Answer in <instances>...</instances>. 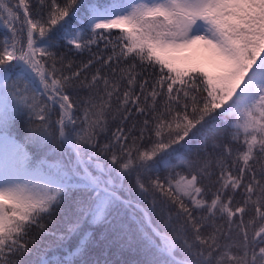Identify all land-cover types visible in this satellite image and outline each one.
I'll list each match as a JSON object with an SVG mask.
<instances>
[{"label":"snow or ice","instance_id":"1","mask_svg":"<svg viewBox=\"0 0 264 264\" xmlns=\"http://www.w3.org/2000/svg\"><path fill=\"white\" fill-rule=\"evenodd\" d=\"M0 25V264H88L97 228L135 264H264V0H0Z\"/></svg>","mask_w":264,"mask_h":264},{"label":"trees","instance_id":"2","mask_svg":"<svg viewBox=\"0 0 264 264\" xmlns=\"http://www.w3.org/2000/svg\"><path fill=\"white\" fill-rule=\"evenodd\" d=\"M16 3V0H11V4L14 6ZM31 3L33 6H35L36 0H31ZM22 11V10H21ZM6 34L3 25H0V37H3ZM118 35L117 32L113 33V36ZM103 46V42H101V47ZM61 51H64L61 49ZM93 51H95V47H93ZM73 60H75L77 63L80 61H86L89 58V53L87 51L83 53H76L72 52L68 54ZM94 69L89 70V75H91V72ZM81 95H84V92L80 93ZM55 118V117H53ZM140 119H143V117H140ZM131 123V122H129ZM115 125H112V129L114 130ZM19 135H23V123L21 122L20 124V129H19ZM103 142V141H102ZM29 151L32 152L36 157H40L43 155V151L37 150L34 147H29ZM163 175V173H162ZM129 188V181L125 180L124 181V190ZM80 193H73L70 200L66 202L67 204L71 203V200H74L78 196H80ZM130 198H135V192L133 191L131 194ZM143 206V205H142ZM247 218V217H246ZM57 227H62V225H57ZM35 231V229H34ZM97 243L94 244L89 251L87 252L86 256L84 259L88 262V264H96L97 261H99V264H104L105 259H107L110 262H114V264H135L136 261L142 260L144 258V254L141 251V247L138 244L133 243L132 246L130 247H121L120 243H114L111 245V247H105V243H100L99 242V233L103 232L104 229L102 228H97ZM51 238L48 236H44L42 238L43 243H47ZM112 237L109 235V240H111ZM72 243H75V240L72 241ZM43 245H41L42 247ZM60 254L63 255L62 251L59 249L55 250L54 252H49L48 255L52 256L53 254ZM25 261L33 260L35 259V253L32 256H27L24 258Z\"/></svg>","mask_w":264,"mask_h":264}]
</instances>
